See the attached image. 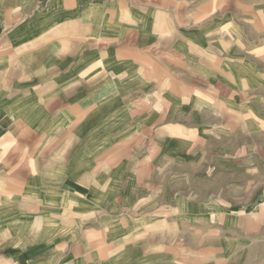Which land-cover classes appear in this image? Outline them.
<instances>
[{"label":"crops","instance_id":"obj_1","mask_svg":"<svg viewBox=\"0 0 264 264\" xmlns=\"http://www.w3.org/2000/svg\"><path fill=\"white\" fill-rule=\"evenodd\" d=\"M224 27L221 0H0V264L186 263L174 225L222 213L170 189L190 136L226 174L264 146V64Z\"/></svg>","mask_w":264,"mask_h":264},{"label":"rangeland","instance_id":"obj_2","mask_svg":"<svg viewBox=\"0 0 264 264\" xmlns=\"http://www.w3.org/2000/svg\"><path fill=\"white\" fill-rule=\"evenodd\" d=\"M221 2L229 50L256 57L253 58L255 61L264 64V0ZM209 144L201 134L190 136L188 146H192L188 151L193 157L188 158L185 177L178 174L170 177V189H177L179 184L185 183L186 188L183 190H186L184 193L189 205L195 202L198 193L207 200L210 212L216 207L212 206L214 202L222 213L216 215L215 220L206 222L211 229L205 238H199L196 232L190 233L188 240L182 239L179 236L182 234V224L179 223L178 229L175 224L171 233L175 255L182 262L186 260L185 264H264V146H259L260 152L254 149L250 153L253 145L250 142L247 155L240 154L241 149L236 150L231 157L235 168H241L247 160L250 169L226 174L214 171L211 160L215 156L210 152ZM198 165L203 170L202 174L196 172ZM231 183H234L233 188ZM177 192H167L166 198L170 199L172 205H175L176 198L177 202L187 203ZM211 197H214V201ZM172 210L170 214L176 219L181 211ZM187 210L188 215H194L197 207L188 206ZM228 212L232 220L228 219ZM200 245L205 246V254L199 253ZM182 247H190L191 251H183Z\"/></svg>","mask_w":264,"mask_h":264}]
</instances>
